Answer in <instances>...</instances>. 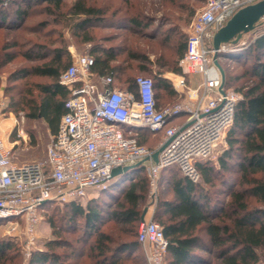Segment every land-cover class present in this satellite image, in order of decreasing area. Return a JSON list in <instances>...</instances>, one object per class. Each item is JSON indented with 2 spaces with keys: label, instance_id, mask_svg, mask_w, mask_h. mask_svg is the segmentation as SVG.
Instances as JSON below:
<instances>
[{
  "label": "trees",
  "instance_id": "1",
  "mask_svg": "<svg viewBox=\"0 0 264 264\" xmlns=\"http://www.w3.org/2000/svg\"><path fill=\"white\" fill-rule=\"evenodd\" d=\"M65 3L66 0H14L0 10V30L19 29L33 11L55 18L52 22L38 21L36 29L32 30L40 33L53 24L45 35L50 38L48 41L27 38L21 43L16 39L11 41L4 38L0 43V70L15 60L17 53L11 51L13 48L26 46L19 54L31 64L21 67L14 74L10 73L13 74L14 82L32 76L48 78L47 82L36 85L42 94L39 101L34 97L28 99L25 95L21 100L26 101L32 109L30 116H41L49 122L53 133L58 130V120L64 112V103L69 95L68 89L59 84L58 78L72 62L63 31L56 27L68 26V23H62V18L84 15L76 21L74 35L83 37L82 41L89 43L94 40L87 33L91 24L117 29L127 24L134 29L143 26L139 14L131 18L120 15L119 7L112 8V14L108 16L110 9L92 5L87 0H77L64 13L62 9ZM51 33L56 36L52 37ZM113 36L104 35L100 40H94V47L90 48L89 54L95 58L93 70L99 75L113 74L118 84L117 80L124 74L123 67L118 63L121 56L119 46L111 42ZM186 45L182 44L178 51L180 58L186 51ZM253 50L264 52V32L239 53L248 54L249 58ZM173 70L184 73L180 66ZM163 75L159 73L151 76L156 98L177 93L171 81ZM136 77L126 87L135 89ZM225 87L240 92L242 98L237 103L234 121L227 134L228 147L219 156L218 166L207 162L198 163L203 182L209 188H205L201 182H193L175 167L162 171L175 169L182 174L175 173L172 178H168L173 198L159 200L153 213L168 240L167 264L264 262V62L254 61L253 67L246 68L240 74L233 75L225 70ZM150 133L149 130H140V143L145 144L143 137ZM135 170L145 171L144 164L131 171ZM145 174L138 180L129 179L121 188V195L116 198L119 210L111 212L108 217L96 199H91L86 206L82 204L83 199L64 204L71 211L72 219L82 218V224L79 225L82 235L74 240L57 237L48 241L45 250L33 253L30 264H146L137 237L149 189ZM125 175H119L118 180ZM113 184L115 182H111L109 188L99 193L108 192ZM211 192L217 197H212ZM13 247L9 241H0V264H7L8 252ZM136 253L142 258L135 256Z\"/></svg>",
  "mask_w": 264,
  "mask_h": 264
},
{
  "label": "built area",
  "instance_id": "2",
  "mask_svg": "<svg viewBox=\"0 0 264 264\" xmlns=\"http://www.w3.org/2000/svg\"><path fill=\"white\" fill-rule=\"evenodd\" d=\"M14 0H0V10ZM259 0H206L188 31L186 51L179 60L184 73L163 75L180 102L159 106L151 76L136 77V88L116 83L113 74H97L95 58L73 54L61 72L60 85L69 95L66 111L44 160L18 162L0 135V220L23 225V252L33 255L38 241L40 211L48 202L66 204L109 188L117 167L144 164L152 191L162 171L177 167L193 182L201 180L198 163L210 157L232 125L242 94L220 89L222 75L215 64V33L242 7ZM227 44L218 50L223 52ZM192 75L199 80L191 82ZM191 83V84H189ZM0 98V105H2ZM140 130L163 131L157 147L140 143ZM163 146L158 160L153 154ZM146 264H164L168 240L160 223L145 219L138 233Z\"/></svg>",
  "mask_w": 264,
  "mask_h": 264
},
{
  "label": "rangeland",
  "instance_id": "3",
  "mask_svg": "<svg viewBox=\"0 0 264 264\" xmlns=\"http://www.w3.org/2000/svg\"><path fill=\"white\" fill-rule=\"evenodd\" d=\"M75 1L77 0H66V5L62 9V12L65 13L69 5ZM87 2L110 9L107 12L108 16L112 8L119 7L121 9L119 12L120 15H127L131 18L133 15L139 14L140 20H142L143 26L139 29H134L129 24L121 29L111 28L108 25L95 27L92 24L91 27L87 28V33L95 41L97 39L100 40L104 35H114L111 42L119 46L118 50L121 56L118 63L123 67L122 74H124L121 78L123 80L120 79L117 82L118 85L121 84L124 86L131 83L132 79L138 75L156 76L162 73L169 76L171 73H176L173 68L179 67L180 57L178 51L182 44L186 45L188 31L194 16L204 5L203 0H87ZM40 7L42 8L43 6ZM83 17L85 16L62 18V23L65 25L68 23V26H56L57 29L63 31V38L68 50L70 52L72 50L71 54H89L90 48L94 47V40L91 43L83 42V37H75L74 35L75 23ZM54 19V16L45 13L36 14L33 11L28 20L19 29L0 30V43L4 41V38L11 41L16 39L21 43L27 38L48 41L50 38H47L45 35L53 27V24L45 27L40 33L33 32L32 30L36 29V23L38 21L49 20L52 22ZM263 32L264 19L260 20L254 30L245 34L244 38H242L243 40L241 39L243 42L237 45L227 44V49L220 52L218 56V61L224 71L227 70L233 75L240 74L246 68L253 67L254 61L264 62V52L258 53L253 50L249 54V58L247 57L248 54L246 56L245 53V55L239 53V51L247 47ZM51 36L55 37L56 34L51 33ZM25 49L26 46L24 48L20 46L13 48L11 51L17 53L15 60L0 70V98L3 103L0 105V135L5 138L7 146L13 150L14 158L18 162L44 160L46 158L47 148L54 135L49 122L41 116H30L29 112H32V109L27 105L26 101L22 102L21 100L23 99V95H25L28 99L34 97L39 101L42 98V94H40V90L36 85L47 82L48 78L32 76L20 79L17 82H14L12 78L15 71H18L25 65L31 64V62L26 61L19 54L21 53L20 51H24ZM135 54L137 55L136 58H134ZM10 73L13 74L10 75ZM192 79L193 77H191V82ZM184 98V93L177 92L171 96L168 104L180 102ZM229 128L225 131L212 155L201 162L212 163L218 166L219 156L228 147L227 134ZM162 137L163 131H158L156 134H146L143 137V143L157 147ZM175 173L182 175L175 169L169 172H162L158 187L155 191H152L149 185L143 207V211L146 207H149L145 216L146 219L158 222L153 216L155 204L159 200L173 198L172 185L169 183L168 178H172V175ZM144 174L145 171L135 170L128 172L120 180H118L119 176L114 177L112 182H115V184L111 186L108 192L92 194L89 198L83 199L82 204L86 206L91 199H96L103 207L104 214L108 217L111 212L119 210L116 198L121 195V188L129 182V179L138 180ZM199 182L205 188H209V185L204 184L202 177ZM212 189L216 190L215 188ZM211 194L213 195L212 197H217L213 192ZM218 197L223 198L221 195H218ZM40 214L41 220L37 226L39 238L33 253L39 250H45L46 243L57 237L74 240L82 235V229L79 226L82 224V218L72 219V213L66 205L52 202L51 204L45 205L41 209ZM22 230V224L14 230L13 224L0 222V241H9L14 245L8 252L7 264H30L31 257H26L23 252ZM57 251L62 250L57 249ZM134 255L139 256L138 253ZM139 257L142 258V256ZM167 259L168 255L166 254L164 264H167Z\"/></svg>",
  "mask_w": 264,
  "mask_h": 264
},
{
  "label": "water",
  "instance_id": "4",
  "mask_svg": "<svg viewBox=\"0 0 264 264\" xmlns=\"http://www.w3.org/2000/svg\"><path fill=\"white\" fill-rule=\"evenodd\" d=\"M262 19H264V0H259L253 4L240 8L228 20V22L215 33V36L213 39L214 48L216 50L215 64L218 66L221 72V75H222V85L220 87L221 90H223V86L225 85V71L218 61V56H219L218 50L220 49L222 45L239 44L243 35L254 30L257 24ZM162 148L163 146H161L153 154V159L155 161L158 160V155H159V152L162 150ZM146 160H148V158L143 159L142 161L134 165H126L124 167H117L113 170L112 176L117 177L119 175L128 173L130 170L143 164V162H145ZM148 209L149 207H146L144 209L142 216H141V221H144L146 219L145 216L148 212Z\"/></svg>",
  "mask_w": 264,
  "mask_h": 264
},
{
  "label": "crops",
  "instance_id": "5",
  "mask_svg": "<svg viewBox=\"0 0 264 264\" xmlns=\"http://www.w3.org/2000/svg\"><path fill=\"white\" fill-rule=\"evenodd\" d=\"M205 1L206 0H203V3H205ZM244 36H245V34L243 35V37L242 38H244ZM243 40V39H242ZM240 41V42H243V41ZM71 50V49H70ZM71 52H72V50H71ZM73 54V53H72ZM73 56V55H72ZM95 73H98V72H96L95 71ZM191 77H193V79H192V81H193V83L195 82V81H197V80H199V76L198 75H192ZM190 77V78H191ZM121 86H124V85H121ZM170 98H171V95L169 94V95H163L162 97H158L157 98V101H158V104H159V106H164V105H167L168 103H169V101H170ZM65 107H64V112H65ZM64 112H63V114H64ZM62 114V115H63ZM62 115H61V117H62ZM61 117L59 118V120H58V126H59V123H60V120H61ZM55 134V133H54ZM138 167V166H137ZM136 168V167H135ZM175 168H177V167H175ZM178 169V168H177ZM179 170V169H178ZM131 171V170H130ZM129 171V172H130ZM125 174H127V173H125ZM123 175V174H122ZM119 178V177H118ZM44 227V226H43ZM42 229H44V228H42Z\"/></svg>",
  "mask_w": 264,
  "mask_h": 264
}]
</instances>
